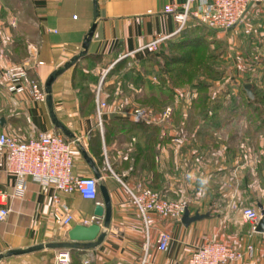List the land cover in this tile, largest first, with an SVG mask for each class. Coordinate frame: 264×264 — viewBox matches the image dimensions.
Listing matches in <instances>:
<instances>
[{
    "label": "crops",
    "instance_id": "crops-1",
    "mask_svg": "<svg viewBox=\"0 0 264 264\" xmlns=\"http://www.w3.org/2000/svg\"><path fill=\"white\" fill-rule=\"evenodd\" d=\"M93 1L0 0V131L19 141L41 134H60L71 141L73 173L96 178L90 159L101 175L96 178L98 185L108 189L110 226L95 247L44 248L0 264H54L61 250L70 251V264H187L192 253L210 240L242 254L231 264H264V232L253 231L243 220L246 208L264 210V108L231 107L240 96L237 84L251 83L256 91L264 83V0L250 5L240 26L217 33L225 36L227 46L215 57L218 65L226 69L228 64L229 73L237 72L229 77L226 70L213 86L208 85L212 91L205 101L214 100L212 107H173L169 120L154 109H147L145 119H137L134 110L118 112L110 106L99 118L97 100L108 99L114 68L131 57L141 62L145 52L140 49L156 36H168L167 41L174 44L185 36L202 34L206 39L207 35L194 29L195 20L187 30L176 33L178 23L165 12V6L179 0H97L96 19ZM95 22L86 56L52 84V111L72 134L67 137L54 125L46 98L33 97L31 83H38L46 94L49 75L81 53ZM206 30V34L211 32ZM22 64L27 69L19 84L23 90L13 91L6 71ZM240 69L251 80H242ZM223 83L230 87L223 91L219 85ZM140 86L138 93L163 102L161 87L151 88L146 78ZM168 95L178 99V92ZM200 116L198 125H193L191 117ZM240 117H249L251 122L236 123ZM19 182L10 171L8 150L1 149L0 194L10 195V212L0 222V253L68 242V230L94 217L96 205L103 202L100 192L96 200H88L30 178H26L24 191L17 193ZM142 187L167 199H183L190 215L209 216L188 226L181 219H164L155 213L145 219L131 194ZM55 195L70 206L74 215L70 225L54 220ZM94 223L102 225V219ZM161 232L171 236L165 251L158 250Z\"/></svg>",
    "mask_w": 264,
    "mask_h": 264
},
{
    "label": "built area",
    "instance_id": "built-area-1",
    "mask_svg": "<svg viewBox=\"0 0 264 264\" xmlns=\"http://www.w3.org/2000/svg\"><path fill=\"white\" fill-rule=\"evenodd\" d=\"M257 0H179L165 6V12L173 16L178 23L176 33L182 32L191 20H197L214 30H230L240 26L248 13L250 5ZM168 36L158 35L141 51H155ZM11 83V90L22 91L20 82L27 76L26 65H16L6 71ZM32 95L36 100L44 101L46 94L39 84L31 83ZM105 101L98 98L97 111L99 118L105 109ZM138 111L137 115L143 117ZM101 124V119H100ZM9 152L10 171L19 177L17 193L24 191L26 178L36 182L52 184L63 193H78L82 198L96 200L99 195L98 180L94 177L78 176L73 173L72 142L60 134H41L37 138L19 141L0 131V150ZM132 200L145 219L150 213H155L164 219L180 220L187 208L185 202L162 197L149 188H140L137 193H131ZM10 195L0 194V222L4 221L9 212L7 200ZM53 218L62 226L70 225L74 220L70 206L63 203L55 195L53 197ZM245 219L252 224L255 231L262 214L254 209H245ZM84 219L83 225H90L96 220ZM171 236L161 232L158 239V250L165 251ZM242 258L240 252L218 241H208L199 246L188 259L187 264H231ZM71 253L61 250L55 256L54 264H70Z\"/></svg>",
    "mask_w": 264,
    "mask_h": 264
},
{
    "label": "rangeland",
    "instance_id": "rangeland-1",
    "mask_svg": "<svg viewBox=\"0 0 264 264\" xmlns=\"http://www.w3.org/2000/svg\"><path fill=\"white\" fill-rule=\"evenodd\" d=\"M194 23V29L196 31H203V33L207 35L205 36L206 39H201L203 43H200V45L196 47L186 45L175 47L172 42L166 41L155 51H144L145 55L143 54L144 58L141 59V62H138L137 59H133V57L130 56L131 58L125 60L121 66L115 67L113 70L115 79L109 86V97L105 100L106 109L110 106L118 112L127 109L134 110V112L140 111L144 113V116L139 119L146 118V113L149 112L147 109H154L153 112H161L163 114V118L169 120L171 116V108L173 107H191L195 109L212 107L214 100L205 101V99L207 94L212 91L209 88L210 86H213V83H215L214 80H216L219 74H225L224 71L226 70V75L229 74V77L234 75L237 70L232 73L231 70L229 73L228 71L231 66L227 64V68L224 69V64H222V66L218 65V57L215 59V57L220 54V51L227 47L225 42L226 40L224 39L225 36H218L217 33L225 32L227 30L210 29L197 20H195ZM197 28H200V30ZM206 29L211 32L206 34ZM212 31L215 33H212ZM200 35L202 34H198L196 37H199L200 39L202 37ZM213 41H216L217 45H213V43H211ZM243 66L245 67L244 63ZM244 71L245 69L239 70V74L243 77L242 80H251L250 78H246V73ZM143 78L147 79V84L148 86L151 85V88L157 85V87H161L164 90L163 102H154L153 98H149V96L138 93V89L141 87L140 85ZM219 85L220 87H223L220 88L223 89V91L230 87V84L226 83ZM243 85H245V83L236 85L239 87L237 91L240 90V96L235 101L237 104H231V107L235 106L240 109H252L253 107L264 108V100H262V95L264 94V83L256 86V91H258L259 96L257 99L255 98L256 96H254V99H249ZM170 92H178V99L173 98V100H171L169 95L167 97L165 96V93L170 94ZM252 100L254 102H251ZM135 116L138 119L139 116L137 114ZM152 117L153 116H150V118ZM181 117L182 116H180L179 119ZM191 118L193 119V121L191 120V123L193 125H198L201 121L200 119L203 117L200 116ZM241 118L242 117H240L236 123L244 124L251 122L249 117L247 118L248 120ZM253 119L256 121V116H254ZM252 122L254 121L252 120ZM170 200H180L185 202L183 199ZM243 220L252 226V224L248 222L245 217Z\"/></svg>",
    "mask_w": 264,
    "mask_h": 264
},
{
    "label": "water",
    "instance_id": "water-1",
    "mask_svg": "<svg viewBox=\"0 0 264 264\" xmlns=\"http://www.w3.org/2000/svg\"><path fill=\"white\" fill-rule=\"evenodd\" d=\"M93 9H94V18L96 19L98 17V1L94 0L93 1ZM96 29V22L93 23L91 29L87 33L84 43H83V50L81 53L73 59L68 62L63 69H59L57 71L52 72L46 83H45V91L47 94L46 101L48 103V106L51 111V118L54 123V125L59 128L67 137H72V134L66 129V127L61 124L55 117L53 111H52V97H51V90H52V84L55 80V78L61 74L63 71L66 69L70 68L72 65H74L79 59L84 58L87 54L89 44L91 42L92 36L95 32ZM244 89L246 91V94L249 98L253 99L255 94L253 91V86L250 83H247L244 85ZM0 122H2V119H0ZM88 163L92 167L95 176L97 179L100 178V172L98 169L95 167V165L92 163L90 159H88ZM99 187V192L100 196L102 198V203H99L96 205L95 210H94V215L97 218L102 219V225L98 223H92L90 225H83V224H76L74 225L71 229L68 230L67 232V237L69 239L68 242H50L46 244H39V245H34L31 247H27L26 249H11L6 252L0 253V263L9 257L12 256H17V255H23L27 253H31L34 251L42 250L44 248H51V249H60V248H66V249H75L79 244H84L89 247H95L98 244H100L107 233V229L110 226L111 219H112V205H111V199L110 195L108 192L107 187L100 183L98 185ZM262 217L256 226L255 231L263 233L264 232V210L261 211ZM209 214H200V213H195L194 215H190V211L188 208L184 211L181 221L185 226L190 225L191 223L201 220L205 217H208Z\"/></svg>",
    "mask_w": 264,
    "mask_h": 264
},
{
    "label": "trees",
    "instance_id": "trees-1",
    "mask_svg": "<svg viewBox=\"0 0 264 264\" xmlns=\"http://www.w3.org/2000/svg\"><path fill=\"white\" fill-rule=\"evenodd\" d=\"M197 29L200 30V28H197ZM185 30H187V29H185ZM201 39H202V37L199 39V37H196V36L195 37L194 36H192V37L185 36L180 41L175 42L174 46L180 47V46L186 45V46H195L196 47V46L200 45V43H203ZM253 91H254V94L256 96L255 98L257 99L259 97L258 91H255L254 87H253ZM249 99H251V98H249ZM262 100H264V94L262 95ZM110 122H112V123H114V122H119V123L126 122L127 123L128 122L131 125L135 124L132 121H113V120H111Z\"/></svg>",
    "mask_w": 264,
    "mask_h": 264
}]
</instances>
